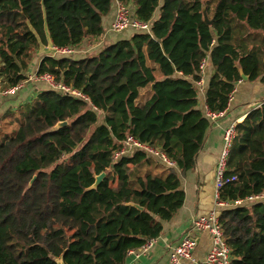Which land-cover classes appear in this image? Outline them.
I'll return each instance as SVG.
<instances>
[{
	"label": "trees",
	"instance_id": "16d2710c",
	"mask_svg": "<svg viewBox=\"0 0 264 264\" xmlns=\"http://www.w3.org/2000/svg\"><path fill=\"white\" fill-rule=\"evenodd\" d=\"M117 1L151 31L84 59L46 56L37 70L88 102L40 91L12 135L18 117L0 116V264H125L184 205L178 171L195 168L211 126L194 85L202 61L209 57L213 66L206 92L212 113L228 108L241 72L264 84V0ZM112 5L0 0L4 90L28 80L40 46L77 49L102 37ZM147 88L148 99L138 104ZM129 137L177 169L143 151L115 159ZM226 177H236L221 190V201L231 204L220 214L231 264H264V200L246 203L264 195V102L237 124Z\"/></svg>",
	"mask_w": 264,
	"mask_h": 264
},
{
	"label": "crops",
	"instance_id": "0c3cea01",
	"mask_svg": "<svg viewBox=\"0 0 264 264\" xmlns=\"http://www.w3.org/2000/svg\"><path fill=\"white\" fill-rule=\"evenodd\" d=\"M118 3L117 0H113L110 14L102 20L105 30L104 35L97 39L85 40L84 43L76 49V54L73 56L74 59H84L93 56L102 51L105 46L121 40L130 39L134 33H136L133 30H129L130 32L127 37H120L121 39L116 38L112 34V24L115 20ZM159 15L160 12L157 14L156 18H158ZM44 49L49 50V52L54 51V47L51 44L47 46L42 45L37 50L30 65L29 78L24 82V87L16 95L7 96L4 94L6 90H4V82L2 77H0V116L6 113H9L11 116L20 113L19 110H23L26 106L30 105L39 94L36 91V83H40V81H31V77L37 74L40 62L44 57H56L51 53H46ZM30 71H34V75L31 76ZM212 74L213 66L209 58L204 83L199 88L200 91L197 92L199 100L198 108L203 111L205 116L208 109L206 106V92ZM31 82L34 85V91L31 90L33 88ZM257 85H260V87ZM148 97L149 94L144 102ZM263 102L264 85H262L260 81L252 83H246L245 81L239 82L229 104V111L226 116L215 122L208 118L211 126L207 131L204 145L197 156L195 168L185 175H181L180 171H178L181 187L185 192L183 207L171 221L163 222L162 234L157 239L150 241L151 246L147 253L140 254L136 251L133 254H129L125 264H170V251L179 244L184 236L191 232L193 220L196 217L207 215L215 206V167L222 149L225 129L232 123L239 124L243 122L248 113L252 109L260 106ZM132 154H134V152L128 151V155ZM173 168L177 169L175 166ZM194 235L197 238L198 246L193 253V259L187 262V264H204L212 248V236L208 232H194Z\"/></svg>",
	"mask_w": 264,
	"mask_h": 264
},
{
	"label": "built area",
	"instance_id": "2783aa9c",
	"mask_svg": "<svg viewBox=\"0 0 264 264\" xmlns=\"http://www.w3.org/2000/svg\"><path fill=\"white\" fill-rule=\"evenodd\" d=\"M125 30H133L136 33L141 32H150L151 31V23H142L134 18L133 11L131 8L125 4L118 3L115 20L112 24V32L121 33ZM54 50L59 55V57H70L76 54V48H56ZM209 64V57L204 59L200 65L199 74L201 79L199 81L194 82V85L199 92V88L204 83V77L206 74V69ZM31 81H42L46 82L52 90H56L64 95H69L75 97L77 99H81L88 102V99L78 90L73 89L71 87H67L62 83H56L55 77L52 74H44L38 76L35 74L31 77ZM24 83L19 84L13 88H10L4 92L7 96L16 95L21 89L24 87ZM235 92V91H234ZM231 95L230 102L233 98V94ZM230 104V103H229ZM229 111V106L227 109L221 112L212 113L207 109V118L211 121H218L226 116ZM236 123L230 124L224 132L222 149L220 151V155L216 162L215 167V206L212 211H210L205 216L196 217L192 223V230L189 234L184 236L179 244L175 246L169 254L170 264H187V262L193 259V253L198 246L197 238L194 235V232H208L212 236V248L209 251L204 264H231L232 262V251L228 246L224 232L222 229V225L220 222V214L223 209L231 207V204L221 201V190L225 184L235 181L236 177L227 178V168H228V160L230 157L231 148L233 145V141L236 135ZM128 151L137 152L143 151L148 155L158 159L163 164L168 167H174V163L171 162L165 154L161 151L152 148L148 144H144L139 142L138 140L129 137L124 144V148L116 153L115 159H118L122 156L128 154ZM264 200V195H260L257 197H250L247 199L246 203H253L255 201ZM242 201L236 202V204H242ZM245 203V202H244ZM152 241V240H150ZM147 242L143 246H141L138 250L130 251L129 254H133L138 251L140 254H145L148 252V249L151 246V242Z\"/></svg>",
	"mask_w": 264,
	"mask_h": 264
},
{
	"label": "rangeland",
	"instance_id": "374dc122",
	"mask_svg": "<svg viewBox=\"0 0 264 264\" xmlns=\"http://www.w3.org/2000/svg\"><path fill=\"white\" fill-rule=\"evenodd\" d=\"M159 13V11L156 13V15H155V17L157 16V14ZM106 26V25H105ZM107 27V26H106ZM130 31L129 30H125V31H123V33H112L116 38H120V37H127V35H128V33H129ZM121 39V38H120ZM41 47V46H40ZM45 50V49H44ZM45 52L46 53H51V54H53L54 56H56V57H59V55L56 53V51L54 50V51H52V52H49V50H45ZM34 57H35V55H34ZM34 59V58H33ZM32 67V66H31ZM32 70V69H31ZM30 73H31V76L32 75H34V71H30ZM30 74L28 73V76H29ZM36 82H38V81H36ZM246 83H252V82H246ZM31 85H33V83L31 82ZM36 85H37V87H36V91L38 92V93H40V91H43V90H45V89H52L51 87H50V85H48L46 82H42V81H40V83H36ZM262 85H264L263 83H262ZM257 86H259L260 87V85H257ZM32 88V87H31ZM31 90H33L34 91V85H33V88L31 89ZM142 94H144V95H141L140 96V98L138 99V101H137V103L138 104H141V103H143L144 102V100L147 98V95L149 94V91H148V88L147 89H144L143 91H142ZM30 109V107H25L24 108V110H23V112H20V113H17L15 116L16 117H18L17 118V123L14 125V126H12V127H10V133H9V135H12V131H13V129L15 128V129H17V128H19V124L21 123V121L23 120V118H24V115L28 112V110ZM91 109L93 110V111H95L96 113H97V115H98V119H99V123H102L103 122V120H104V115L101 113V112H99V110L95 107V106H92L91 105ZM18 115V116H17ZM12 118H14V116L12 117ZM12 120V119H11ZM68 158H65V160H67ZM64 160V159H63Z\"/></svg>",
	"mask_w": 264,
	"mask_h": 264
},
{
	"label": "water",
	"instance_id": "95a60500",
	"mask_svg": "<svg viewBox=\"0 0 264 264\" xmlns=\"http://www.w3.org/2000/svg\"><path fill=\"white\" fill-rule=\"evenodd\" d=\"M205 21H206V23L209 24V25L212 24V21H209L208 18H207V16H205ZM241 75H242V77H243V80H244L245 82H247V81H248V77H246V76L243 74V72H241ZM153 88H154V87L152 86V90H153ZM67 125H68V122H67V121H65V122H59V123H58L55 127H53L49 132H56V131H58L59 129H61V128L67 126ZM105 176H106L105 173L101 174L100 176H97V177H96V182H95L94 185L91 187V189L93 190V189L98 188L99 185L102 183L103 179L105 178ZM35 178H36V177H34V178L32 179V181L30 182L29 187H31V186L33 185ZM56 261H57L58 264H64L63 259L56 260Z\"/></svg>",
	"mask_w": 264,
	"mask_h": 264
}]
</instances>
